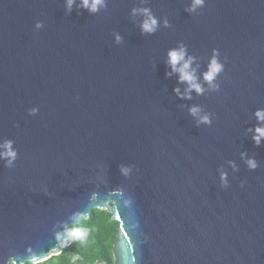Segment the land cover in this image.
Returning <instances> with one entry per match:
<instances>
[{"label": "water", "instance_id": "1", "mask_svg": "<svg viewBox=\"0 0 264 264\" xmlns=\"http://www.w3.org/2000/svg\"><path fill=\"white\" fill-rule=\"evenodd\" d=\"M191 2L107 0L68 14L65 0H0V144L18 152L11 166L0 159V264L59 254L93 209L118 223L112 264H264V141L246 132L264 107V0L189 13ZM133 7L171 27L141 35ZM181 40L198 76L213 48L227 56L219 92L176 98L165 61ZM192 104L215 112L211 126H195ZM241 151L260 166L248 170Z\"/></svg>", "mask_w": 264, "mask_h": 264}, {"label": "clouds", "instance_id": "2", "mask_svg": "<svg viewBox=\"0 0 264 264\" xmlns=\"http://www.w3.org/2000/svg\"><path fill=\"white\" fill-rule=\"evenodd\" d=\"M206 0H192L191 4L185 8V11L191 13L198 7H203ZM73 6L79 10H87L90 14L99 13L102 8H107V0H65V12L70 14L73 10ZM131 14L136 16L137 14L142 16L139 23V29L141 35L155 34L161 25L164 28H170L171 23L164 17L161 19L149 7H133ZM44 26L42 21H37L35 27L41 29ZM115 41L117 43L122 42L123 37L119 32L114 33ZM196 59L195 56L188 52L187 45L181 40L177 42L174 47L167 49V59L165 61L166 70L165 76L170 77L173 73L177 74V86L173 87L172 91L176 98L181 101H189L192 99V92L195 91L197 95H204L206 91L221 90V84L218 81L221 73L225 70V63L227 62V56L221 59V52L218 48H213L211 54L208 57L207 69L199 76L197 75V68L193 67V62ZM202 77V79H201ZM179 84H185L183 92L181 91ZM29 115H35L39 112L38 106H33L27 109ZM188 114L194 118L195 126L201 125L211 126L215 117V112L204 111V109L197 104L188 105ZM253 116L256 119V123L246 128V132L251 133V139L256 146H260L264 141V107H257L253 111ZM11 139H5L0 144V159H4L5 166H11L17 158L18 152L13 148ZM240 159L244 161L248 170H256L260 164L254 156H248L246 151L239 153ZM228 166L233 172L239 170V166L233 159L227 160ZM121 171L127 175L130 171L129 167L121 165ZM220 187L227 188L229 186V172L227 169L220 165L217 168ZM246 181L241 180L240 186L243 187ZM99 211V210H96ZM66 235L73 241H78L81 245L87 243L89 235V229L87 227V221L83 216L79 217L76 224L71 228L65 230ZM59 235V234H58ZM60 255H56V260L49 261L47 257L43 260L37 259L35 256L30 257L26 264H58ZM72 259H82V257H72ZM8 264H17L14 258H10Z\"/></svg>", "mask_w": 264, "mask_h": 264}, {"label": "trees", "instance_id": "3", "mask_svg": "<svg viewBox=\"0 0 264 264\" xmlns=\"http://www.w3.org/2000/svg\"><path fill=\"white\" fill-rule=\"evenodd\" d=\"M96 210L99 209L91 210L89 216L85 218L89 229L87 243L81 245L78 241L71 240L59 253L58 264H93L98 259L113 263L112 246L118 223L106 210ZM72 257H82V259H72ZM48 260H56V255Z\"/></svg>", "mask_w": 264, "mask_h": 264}]
</instances>
